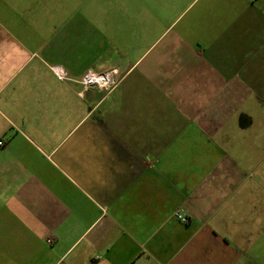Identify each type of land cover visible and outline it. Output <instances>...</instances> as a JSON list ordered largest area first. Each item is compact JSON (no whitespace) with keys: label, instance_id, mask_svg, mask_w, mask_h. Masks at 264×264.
Listing matches in <instances>:
<instances>
[{"label":"crops","instance_id":"0c3cea01","mask_svg":"<svg viewBox=\"0 0 264 264\" xmlns=\"http://www.w3.org/2000/svg\"><path fill=\"white\" fill-rule=\"evenodd\" d=\"M42 2L0 0V264H255L264 0Z\"/></svg>","mask_w":264,"mask_h":264},{"label":"built area","instance_id":"2783aa9c","mask_svg":"<svg viewBox=\"0 0 264 264\" xmlns=\"http://www.w3.org/2000/svg\"><path fill=\"white\" fill-rule=\"evenodd\" d=\"M52 72L55 74V76L62 80L67 81L72 80V78L69 75L68 70H66L64 67L61 66H54L51 68ZM113 74L111 72H105V73H96L92 70H88L85 75H83L82 79L79 80V83L83 86V92L87 91L90 88L96 87L99 89H104L112 86L114 82ZM175 216L181 220L182 222H188V219L185 218V216L176 213Z\"/></svg>","mask_w":264,"mask_h":264},{"label":"rangeland","instance_id":"374dc122","mask_svg":"<svg viewBox=\"0 0 264 264\" xmlns=\"http://www.w3.org/2000/svg\"><path fill=\"white\" fill-rule=\"evenodd\" d=\"M43 0H34V5L35 6H42L43 5ZM51 1V5L52 6H56L55 10L59 11V6L63 7L62 9L65 8V10H68L67 16L69 17L70 15L73 14V9L76 6H81L82 8H89L92 6V2L94 5V2L96 0H80V3L75 4L74 0H50ZM64 1H67L66 3ZM78 2V0H77ZM97 4L98 5H104V2H102V0H97ZM76 5V6H75ZM90 9H88L89 11ZM105 12V9H104ZM117 81V77L114 78V82L116 83ZM256 239V245L253 248V254L251 255V257L254 258V262L255 264H264V237H259V238H254ZM250 257V255H249Z\"/></svg>","mask_w":264,"mask_h":264}]
</instances>
